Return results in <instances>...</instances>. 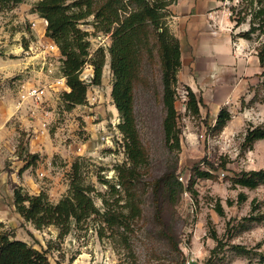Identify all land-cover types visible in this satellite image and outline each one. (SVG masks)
Wrapping results in <instances>:
<instances>
[{
	"label": "rangeland",
	"instance_id": "obj_1",
	"mask_svg": "<svg viewBox=\"0 0 264 264\" xmlns=\"http://www.w3.org/2000/svg\"><path fill=\"white\" fill-rule=\"evenodd\" d=\"M39 1L25 0L0 12V232L45 252L51 264H264V180L254 189L236 184L241 173L264 170V139L246 141L249 131H264V68L228 106L231 118L222 130L205 110L199 116L187 110L180 86V148L166 143L159 95L153 88L137 91V124L148 160L132 192L140 214L130 219L128 228L109 225L107 211L130 216L132 206L119 179L120 167L130 163L112 97L111 34L100 31L92 17L80 24L90 42L89 63L81 74L88 84L87 101L68 110L62 54L46 36L47 21L33 13ZM229 1L219 9V19L236 43L245 41L259 54L264 28L245 36L261 7L258 0ZM100 48L106 63L97 86L90 60ZM149 76L160 83L159 75ZM38 87L47 88L43 100H21L23 91ZM199 165L209 177L195 174ZM76 167L94 190L98 213L80 225L73 223L63 238L55 226L38 230L25 221L15 207V187L29 195L44 192L56 204L69 194ZM158 180L162 215L173 242L155 218L153 184Z\"/></svg>",
	"mask_w": 264,
	"mask_h": 264
},
{
	"label": "trees",
	"instance_id": "obj_2",
	"mask_svg": "<svg viewBox=\"0 0 264 264\" xmlns=\"http://www.w3.org/2000/svg\"><path fill=\"white\" fill-rule=\"evenodd\" d=\"M25 0H0V12L11 11L24 3ZM176 0H41L33 8V13L47 21L46 36L59 48L63 57L62 72L66 78L69 92L63 94L68 110L85 105L88 84L82 80L81 74L89 63L90 42L88 33L80 29V24L89 18L96 20L97 28L111 34L112 46L111 70L114 75L112 97L115 107L121 116L118 128L124 136V147L130 166L119 169L122 186L131 194V214H109L106 222L109 225L129 226L130 219L136 218L140 212L134 192L135 181L140 178V168L147 165V154L141 141L136 117V94L139 89L153 88L160 97L164 111L162 123L167 144L180 148V129L178 124L177 100L181 97L178 79L182 67L181 46L179 40L171 32L166 19L171 15L170 7ZM261 6L253 14L252 28L245 34L249 37L256 30L264 28V0H258ZM264 68V48L258 54ZM94 69L93 85H100L106 63V52L100 48L90 60ZM153 76L160 77V83L151 81ZM264 76V72H263ZM186 92L185 104L193 116L200 115L202 101L197 98L189 87ZM231 114L222 109L216 128L222 130L230 120ZM264 139V131H249L248 143ZM199 165L195 169L198 177H209V173L201 171ZM264 180V170L243 172L238 175L236 184L254 189ZM93 189L86 186L79 169L74 168L69 194L58 203L49 200L46 193L29 195L22 188L14 189V203L17 212L41 230L55 226L63 238L71 231L72 224L80 225L98 213L91 196ZM161 181L153 184V201L155 218L162 232L172 242L174 238L167 230L161 210ZM105 204L106 201H104ZM219 205V204H218ZM107 206V205H106ZM220 214H224L221 205ZM3 224L0 223V229ZM218 247L222 241L217 237ZM238 251L245 248L236 246ZM247 252V251H246ZM0 264H51L45 252L29 246L26 242L14 239L6 231L0 232Z\"/></svg>",
	"mask_w": 264,
	"mask_h": 264
},
{
	"label": "crops",
	"instance_id": "obj_3",
	"mask_svg": "<svg viewBox=\"0 0 264 264\" xmlns=\"http://www.w3.org/2000/svg\"><path fill=\"white\" fill-rule=\"evenodd\" d=\"M223 1L176 0L169 20L181 46L179 83L202 101L200 112L205 110L215 121L263 72L258 54L245 41L236 43L219 19Z\"/></svg>",
	"mask_w": 264,
	"mask_h": 264
},
{
	"label": "built area",
	"instance_id": "obj_4",
	"mask_svg": "<svg viewBox=\"0 0 264 264\" xmlns=\"http://www.w3.org/2000/svg\"><path fill=\"white\" fill-rule=\"evenodd\" d=\"M230 5V1L229 0H224L223 2V6H229ZM227 13L228 10L226 9ZM229 15L231 16L232 14L229 13ZM227 30L230 32L231 30L229 28H227ZM47 96V88L46 87H38V88H30L28 90H25L22 92L21 94V100L23 102H31V101H38V100H43V98H45ZM181 181H184V178L181 177L180 178Z\"/></svg>",
	"mask_w": 264,
	"mask_h": 264
}]
</instances>
